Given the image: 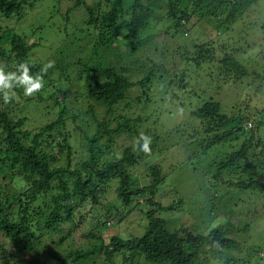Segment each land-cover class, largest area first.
<instances>
[{"label":"trees","instance_id":"1","mask_svg":"<svg viewBox=\"0 0 264 264\" xmlns=\"http://www.w3.org/2000/svg\"><path fill=\"white\" fill-rule=\"evenodd\" d=\"M34 2L0 0V71L11 74L0 85V264H264V227L250 235L256 222L240 226L236 217L204 230L171 229L182 200L167 193L198 181L200 166L209 179L196 187L213 200L196 219L217 214L213 201L240 219L264 214V101L250 103L251 92L264 100V0L60 1L70 3L61 20L72 48L45 60L30 58L40 42L18 31ZM252 9L257 19L245 21ZM186 33L198 35L191 46L177 43ZM252 33L262 36L258 45L241 44ZM163 34L169 42L158 41ZM124 57L143 70L141 78L131 80ZM22 65L42 85L30 95L18 79ZM185 82L194 83L191 91ZM237 85L250 89L230 110L211 95ZM165 100L182 109L188 102L183 125L190 138L201 136L202 155L218 145L230 150L206 166L201 156L196 163L185 151L174 156L177 142L165 141L181 128L164 129V138L158 132ZM32 104L51 119L28 126ZM185 144L179 138L178 149ZM142 171L145 186L136 176ZM134 211L145 225L121 231L119 222ZM21 252L35 256L20 262Z\"/></svg>","mask_w":264,"mask_h":264},{"label":"rangeland","instance_id":"2","mask_svg":"<svg viewBox=\"0 0 264 264\" xmlns=\"http://www.w3.org/2000/svg\"><path fill=\"white\" fill-rule=\"evenodd\" d=\"M60 1H65V0H35L33 8L31 10H27L26 15L24 16V18L18 23V31L21 35L28 37V40H32V41H39L40 45L37 47H34L31 51V55L30 58L31 59H38V60H45L46 58H48L49 56H52V54H54L57 50H62L65 49V51H67L68 49H71L69 47V42L66 38H68L69 33L67 31V34L64 33V31H62L64 29V23L61 20V14H63V10H65L67 8V6L70 4L69 2L68 5L66 3H62L60 6H58ZM90 2V0H87ZM256 9H252L250 12L247 13V15L244 17L245 21L247 20H255L256 15H255V11ZM243 22L240 21L239 22V26L242 24ZM152 25V24H151ZM70 29L72 30V25L69 24ZM152 32L156 33V30L153 29ZM187 34V33H186ZM257 34V33H255ZM67 35V36H65ZM198 36V35H197ZM196 35L189 37L188 34L187 35H183V36H177L176 40L177 43L179 45H183V46H191L193 41V38L197 37ZM170 36L169 34H163V37L158 38V41H170ZM262 38V36H256L253 33L251 35H249L248 39L244 42V40L242 41L241 44L248 43L249 45H258V43L260 42V39ZM86 41V40H85ZM84 41V42H85ZM196 42L201 41L200 39H196ZM83 45H85V43H83ZM173 49V48H171ZM121 51H125V47L122 46L121 47ZM76 53V52H75ZM57 55V54H55ZM54 55V56H55ZM77 55V53H76ZM125 60V57H124ZM32 61V60H31ZM124 66L129 69V74L128 76H130L132 81L138 80L139 78H141V69H138L137 66L133 65L128 60H125ZM128 65V66H127ZM247 82V81H246ZM185 85H187V87L189 88L190 85H193L194 83H184ZM190 84V85H189ZM226 86V85H224ZM65 87V85H64ZM71 87V85H70ZM252 88V87H251ZM190 89V88H189ZM250 87L247 85H237V86H227V87H221L220 89H212V93L211 95L214 93V97L215 99H218V101H220L223 105H227L226 107L228 108L227 110H230V107L232 105H237L240 104L242 101L243 96L248 95V93L246 92L247 90H249ZM188 90V89H187ZM252 90H255L254 86L252 88ZM178 91V90H177ZM191 91V89H190ZM136 92V91H135ZM178 94L180 95H185L186 91H182L179 89ZM251 95V99L252 101L250 102L251 105L254 106H258L259 104L263 103V97L260 93H250ZM261 95V96H260ZM169 97V96H167ZM78 102L80 104H82L83 98L79 97ZM179 101L174 102H170L169 100H165V102H163V105L161 106L160 110L158 111L159 115V119L157 122L158 127H160L159 129H161V132L159 135L163 136V138L165 137L166 134H164L163 130L164 129H168L173 131L175 126H179V128H181V132H173V134L175 135V137H170L168 139H166L165 142H172V141H176L177 144L172 145V149H175V154L174 156H176V154L179 152L181 153V151H185V155L189 157V161L196 163L198 159V156H201L203 159V163L204 166L207 165V163L210 164V162H212L213 160H218L219 158L223 157V155H225L226 152H228L230 149H228L229 147L227 145H218L217 147L213 148L211 151H207L209 153H207L208 155H202L203 152L198 148V146H196L195 142H197V139H200L201 136L197 135L193 138H190V134L192 133L189 126H184L183 122L187 119L189 111L187 108V103L185 102V107L184 109H182L179 105H178ZM79 104V105H80ZM29 114L26 115L28 118V126H33V125H38V124H42L43 121H48L49 119H51V112L50 111H46L43 112V110L36 108V105H30L27 108ZM140 113V111H139ZM250 122L247 123L246 128H252L253 127V122L251 120H249ZM74 137L77 138V132L74 131L73 132ZM181 138L182 143L185 142V146L182 149H178V142H179V138ZM194 144V145H193ZM234 144L236 145V142L232 141V145L234 146ZM190 146V147H188ZM192 148H194V151H191ZM163 152H165V150L157 153L156 155L152 156L150 159H148L147 161L151 162L152 160L158 159L159 155H161ZM199 153V154H197ZM183 154V153H182ZM185 155L183 154L182 157L185 158ZM147 167V162H145L144 164V168L145 169ZM145 171V170H144ZM144 171H142L140 174H137V178H138V185L139 186H145L146 185V181H147V177L144 174ZM203 169H201L200 166H198V170L196 171V175H198V177H200V179L198 181L197 178H194L195 180V184L194 180H187L184 182H181L180 184L177 185H170L167 187V193L172 194V196H170V200L171 201H178V200H182V204H180V207L175 211L174 215H172L169 218V225L172 228H178L179 225L183 224V226H188L191 228V230L194 229H199V230H204L205 227L208 228L210 226H215L218 225L221 221L223 222H233L235 221V218L237 217L240 221H239V225L242 226L246 223H250L252 222H256V226L255 224L250 223L252 226V228H250V235L251 234H255L257 232V229H262L264 227V214H263V210L261 211L260 209H258V211H253L247 215L241 216V219L239 218V216H237V214L231 210H224L222 209L220 203H218V201H213V205L215 207V209L217 210V214L212 216L210 221H206L204 219H200L198 220L195 217V215H198V209L200 210L201 207H204L205 204V200L211 202L212 204V200L211 197L209 196L211 193H209L208 195H206V197H202L200 195L199 192V188H197V183H206V180L209 179V172L203 174ZM179 173H177V171H175L174 173H172L169 176V180H175L176 176ZM184 176H187V174L181 173ZM193 181V183H192ZM113 197V195L110 194L106 196L107 200H111ZM159 198V196H158ZM169 200V196L165 197V200H163L164 202ZM142 200H140L141 202ZM227 211V212H226ZM262 212V214H261ZM132 213V214H130ZM128 214L125 215V219L121 220L119 222L121 231H123L124 228H128L130 231H133L134 233L138 232L141 228V226H144L145 224L144 221H142L141 219L143 218L140 214V212H130ZM231 214V215H230ZM234 214V215H233ZM263 216L260 218V216ZM141 216V218H140ZM203 222H205L206 224H204ZM119 228V229H120ZM252 238L251 240L249 239V243H252ZM34 254L31 253H25V252H21L19 255H17V259L20 262H25L27 260H30L32 257H34Z\"/></svg>","mask_w":264,"mask_h":264},{"label":"clouds","instance_id":"3","mask_svg":"<svg viewBox=\"0 0 264 264\" xmlns=\"http://www.w3.org/2000/svg\"><path fill=\"white\" fill-rule=\"evenodd\" d=\"M48 66H51L50 64ZM24 67V71L21 73V76L18 78L20 79L21 83H23L25 85V94L26 95H30L32 94L34 91L38 90L41 88V82L38 79H34L32 76L28 75V69L26 66ZM11 78V74H6L2 71H0V85H7V81ZM5 101L8 100V97L5 96ZM148 143L149 140L147 138H144V143L141 145V147L145 150L148 151Z\"/></svg>","mask_w":264,"mask_h":264}]
</instances>
